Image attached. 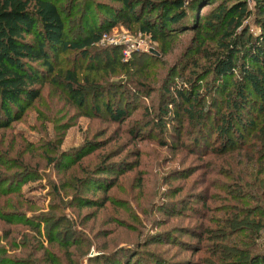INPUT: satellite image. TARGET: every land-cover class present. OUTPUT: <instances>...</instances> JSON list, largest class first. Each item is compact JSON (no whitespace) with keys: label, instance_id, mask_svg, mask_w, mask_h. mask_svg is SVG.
<instances>
[{"label":"rangeland","instance_id":"1","mask_svg":"<svg viewBox=\"0 0 264 264\" xmlns=\"http://www.w3.org/2000/svg\"><path fill=\"white\" fill-rule=\"evenodd\" d=\"M54 1L69 18L72 0ZM85 1H77V13L67 23L73 37L82 28L79 16L85 12ZM222 1L215 0L200 10L203 22ZM246 1L251 14L243 18L235 35L240 55L249 51L250 38L264 35V28L258 24L264 23L261 6L257 0ZM212 23L206 24L200 41L193 30H188L155 43L137 26L122 23L107 33L102 46H122L123 59L135 63L129 72L120 70L100 80L107 90L105 102L129 112L124 123L114 122L102 106L96 112L102 101L97 102L94 95H90L86 106L78 108L66 91L48 82L50 78L37 86L40 97L9 127L0 128V175L8 178V183L0 184V214H13L16 219L12 224L0 220V247L4 251L1 260H9L8 264H122L126 256L138 251L141 261L137 264H155V258L165 264L198 262L204 252L191 250L211 242L187 233L200 236L204 232L202 223L216 227V221L228 212L223 208L229 203L225 193L211 189L213 210L208 211L206 220L188 209L184 210L186 216L173 218L158 213V209L161 204L166 210L172 204L178 209L182 199L197 195L205 187H192L202 171L187 180L175 178L198 170L207 160L190 150L200 152L205 144L216 142L215 115L209 113L210 118L201 125L200 120L190 116L193 108L177 90L187 91L192 79L199 80L195 91L200 100H192L196 103L194 110L217 115L220 104L224 107L223 96L216 93L221 80L215 81L212 63L197 53L199 45L211 54L220 51L218 43L227 26L217 18ZM151 49L158 51V59L149 56ZM141 83L149 87L148 95L141 91ZM165 111L177 114L178 119L162 121L160 114ZM134 124L140 125L136 134ZM197 136L198 143L192 140ZM83 154L89 155L79 159ZM99 166L122 173H97ZM18 174L22 176H15ZM28 176L36 179H25ZM96 178L112 185L107 193L96 190ZM81 179H85L83 184ZM209 180L229 184L221 175H212ZM172 189L180 193L169 197ZM81 198L102 205L82 208ZM191 202L196 209H203L195 199ZM24 214L30 222L39 218L40 233L24 225ZM209 218L215 220L214 225ZM48 219L49 223H44ZM56 221L63 223L54 230ZM52 232L57 238L54 241L48 235ZM259 242L264 247V235ZM132 264H136V258Z\"/></svg>","mask_w":264,"mask_h":264},{"label":"trees","instance_id":"2","mask_svg":"<svg viewBox=\"0 0 264 264\" xmlns=\"http://www.w3.org/2000/svg\"><path fill=\"white\" fill-rule=\"evenodd\" d=\"M77 1H71L73 6L67 18L62 7L54 0H0V128L9 127L21 117L26 107L40 97L41 89L37 86H43L49 78L50 84L66 91L76 107L83 108L90 95H94L97 102L102 101L96 106V112H100L102 106L114 122H126L129 112L120 107L114 108L109 101L105 102L107 90L101 81L120 70L131 71L135 63L134 60L123 59L122 46H102L107 33L122 23L137 26L141 33L149 35L155 43L188 30H193L197 35L196 40L200 41L206 24L213 26L212 19L217 18L227 26L221 43H218L220 51L211 54L199 45L197 53L212 63L215 81L221 80L216 93L223 96L224 107L220 104L217 115L194 110L196 103L192 104V100H200L199 93L195 91L199 80L192 79L187 91L185 88L177 90L179 97L193 108L189 111L190 116L200 120L201 125L210 118L209 113L212 117L215 115L216 142L205 144L200 152L190 150L192 154L207 160L198 170H190L175 178L187 180L196 171H202L201 177L192 187L197 184L205 187L197 195L191 194L189 199H182L179 206L182 209L178 210L172 204L166 210L165 205L161 204L158 213L173 218L186 216L184 210L188 209L206 220L208 211L213 210L210 202L214 197L210 192L215 188L225 193L224 197L229 203L223 208L228 212L216 223L209 218L216 227L202 223L204 232L200 236L193 232L187 233L211 244L199 245L194 250L189 248L193 253L204 252V255L199 257L198 262L182 264H264V247L259 242L264 235V35L250 38L249 51L240 55V44L235 35L243 24V18L251 14L247 1L224 0L213 9L208 21L203 22L200 10L213 5L215 0H86L85 12L79 16L82 28L73 37L67 23H71L77 13ZM229 1L233 2L228 4ZM257 3L264 16V0H257ZM258 24L264 28V23ZM28 36H32L33 40L28 39ZM201 45L204 47L205 41ZM158 54V51L154 53L150 50L149 56L158 59ZM62 55L64 58L60 60ZM83 71H88V74H83ZM92 73H95L94 78L91 77ZM140 85L141 91L148 95L149 87L143 83ZM160 117L162 121L178 119L177 114L172 116L169 111L162 112ZM139 127L138 124L133 125L134 134ZM177 131L181 138L180 130ZM192 140L198 143L199 137ZM87 155L83 154L79 159ZM110 170L107 166H99L97 173L109 171L116 174ZM212 175H221L229 180V184L212 182L209 180ZM25 179L36 178L28 176ZM7 180L6 176L0 175V184L8 183ZM97 180L96 190L107 193L112 185ZM80 182L83 184L85 179ZM54 189L58 191L59 187L55 186ZM171 192L169 197L180 193L175 189ZM191 199H195V203L201 204L203 209H196L194 203L191 205ZM92 205L102 204L88 198H81L79 203L82 208ZM12 215L0 214V220L12 224L16 221ZM21 218L24 219V225L40 233L39 218L36 222H30L26 214L21 215ZM48 221L50 219L44 223ZM61 223L56 221L53 229L60 228ZM48 235L51 241L55 240L53 232ZM3 252L0 247V257ZM139 256L140 253L135 251L131 257L126 256L122 264H132L135 258L136 264L140 263ZM8 261L0 259V264H8ZM155 264L165 263L155 258Z\"/></svg>","mask_w":264,"mask_h":264},{"label":"water","instance_id":"3","mask_svg":"<svg viewBox=\"0 0 264 264\" xmlns=\"http://www.w3.org/2000/svg\"><path fill=\"white\" fill-rule=\"evenodd\" d=\"M151 51L154 52V53H157V51H155L154 49H151Z\"/></svg>","mask_w":264,"mask_h":264}]
</instances>
